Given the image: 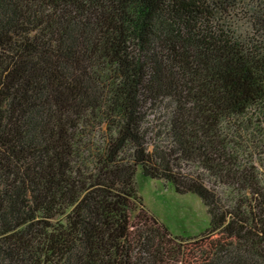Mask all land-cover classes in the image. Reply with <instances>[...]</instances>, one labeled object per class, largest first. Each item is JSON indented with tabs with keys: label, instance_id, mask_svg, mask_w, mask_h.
<instances>
[{
	"label": "trees",
	"instance_id": "16d2710c",
	"mask_svg": "<svg viewBox=\"0 0 264 264\" xmlns=\"http://www.w3.org/2000/svg\"><path fill=\"white\" fill-rule=\"evenodd\" d=\"M257 107L264 0H0V264H264V182L230 138ZM139 170L209 228L172 236Z\"/></svg>",
	"mask_w": 264,
	"mask_h": 264
},
{
	"label": "rangeland",
	"instance_id": "374dc122",
	"mask_svg": "<svg viewBox=\"0 0 264 264\" xmlns=\"http://www.w3.org/2000/svg\"><path fill=\"white\" fill-rule=\"evenodd\" d=\"M148 112L152 113L151 107L148 108ZM232 127L238 129V132L230 138L239 140L238 134L241 135L243 152L252 153V162L259 169L261 180L264 182V110L258 107L250 109L235 121ZM247 156H242L240 161L243 163ZM136 183L138 197L142 199L145 208L172 236L188 239L201 235L209 228L210 215L196 194L178 193L172 184L145 177L140 170L136 174ZM216 189L224 202L229 199V190H226L225 186Z\"/></svg>",
	"mask_w": 264,
	"mask_h": 264
}]
</instances>
